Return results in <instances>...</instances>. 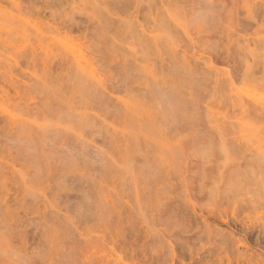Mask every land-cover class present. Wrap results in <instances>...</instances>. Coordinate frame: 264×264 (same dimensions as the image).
<instances>
[{
  "label": "rangeland",
  "instance_id": "374dc122",
  "mask_svg": "<svg viewBox=\"0 0 264 264\" xmlns=\"http://www.w3.org/2000/svg\"><path fill=\"white\" fill-rule=\"evenodd\" d=\"M0 264H264V0H0Z\"/></svg>",
  "mask_w": 264,
  "mask_h": 264
},
{
  "label": "bare ground",
  "instance_id": "6f19581e",
  "mask_svg": "<svg viewBox=\"0 0 264 264\" xmlns=\"http://www.w3.org/2000/svg\"><path fill=\"white\" fill-rule=\"evenodd\" d=\"M213 65V64H212Z\"/></svg>",
  "mask_w": 264,
  "mask_h": 264
}]
</instances>
